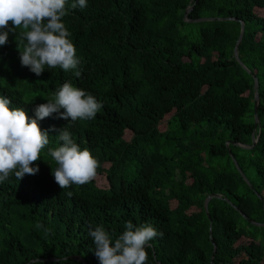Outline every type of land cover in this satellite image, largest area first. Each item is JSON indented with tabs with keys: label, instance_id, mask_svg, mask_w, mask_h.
Masks as SVG:
<instances>
[{
	"label": "trees",
	"instance_id": "16d2710c",
	"mask_svg": "<svg viewBox=\"0 0 264 264\" xmlns=\"http://www.w3.org/2000/svg\"><path fill=\"white\" fill-rule=\"evenodd\" d=\"M72 2L63 23L78 68L36 76L20 63L17 29L0 46V96L35 118L64 82L91 93L103 104L95 119L54 113L38 123L49 148L67 128L100 167L91 182L61 189L45 149L36 175L0 184V264H99L89 230L115 239L128 221L162 233L148 264H264V0ZM189 7L187 19L221 20L188 22ZM240 22L245 68L233 54ZM170 122L188 135H171ZM215 194L208 219L204 201Z\"/></svg>",
	"mask_w": 264,
	"mask_h": 264
},
{
	"label": "clouds",
	"instance_id": "9594fccd",
	"mask_svg": "<svg viewBox=\"0 0 264 264\" xmlns=\"http://www.w3.org/2000/svg\"><path fill=\"white\" fill-rule=\"evenodd\" d=\"M67 5L68 0H0V46H5L9 35L20 29L22 50L18 51L23 67L38 77L46 66L65 72L77 69L81 61L70 39L72 34L63 23L69 15ZM87 6L88 0L71 3V9ZM75 75L79 77L81 72L76 71ZM102 107L95 96L71 82H64L51 100L38 105L35 118H30L23 108L13 107L10 98L0 96V184L13 175L18 180L36 175L39 167L32 165L41 159L45 149L57 165L52 175L61 189L91 182L100 163L90 150H82L67 128L58 136L62 144L49 148L48 131L41 130L38 121L54 113L70 123L89 121L95 119ZM72 195L67 192L68 197ZM42 227L37 224V228ZM124 229L115 239L103 226L89 230L99 264H148L147 249L162 233L149 224L135 226L132 221L126 222Z\"/></svg>",
	"mask_w": 264,
	"mask_h": 264
},
{
	"label": "water",
	"instance_id": "95a60500",
	"mask_svg": "<svg viewBox=\"0 0 264 264\" xmlns=\"http://www.w3.org/2000/svg\"><path fill=\"white\" fill-rule=\"evenodd\" d=\"M191 10V7L187 8L185 10V13H184V19L188 22H203V21H209V20H221V19H210V18H201V19H196V20H191V19H187V14L188 12ZM229 20H231V18H229ZM233 20H236L233 18ZM243 33H244V25L242 22H240V34H239V37L237 39V42L235 44V47H234V50H233V54H234V58L235 60L243 67L240 59H239V55H238V50H237V46L238 44L240 43L241 39H242V36H243ZM245 68V67H243ZM257 88H258V81L256 78H254V122H255V125L257 124V107H258V93H257ZM257 142V137L255 138L253 135H252V145L251 147H254V145L256 144ZM229 143L231 144H235L233 141H228L226 142V147H228ZM233 159V158H232ZM234 161V159H233ZM240 171V170H239ZM241 173V171H240ZM242 175V173H241ZM244 177V176H243ZM212 197H215V198H219L220 196L215 194V195H210L208 196L205 201H204V210H205V213L208 217V219H210V216H209V213H208V202L210 201V199ZM216 252V245L213 244V253H212V256H211V261L214 257V254ZM74 258V257H73ZM81 262H83V260L80 259Z\"/></svg>",
	"mask_w": 264,
	"mask_h": 264
},
{
	"label": "rangeland",
	"instance_id": "374dc122",
	"mask_svg": "<svg viewBox=\"0 0 264 264\" xmlns=\"http://www.w3.org/2000/svg\"><path fill=\"white\" fill-rule=\"evenodd\" d=\"M166 128H167V121H163V122H161L160 124H159V129L161 130V131H165L166 130ZM169 133L171 134V135H176V136H187L188 135V133L189 132H186L184 135H181L180 134V132L177 130V129H175V125H174V123H172V122H170L169 123ZM127 138H129L128 137V134H127V136H126ZM193 147H194V145H192ZM104 181V179H100L99 180V183H101V182H103Z\"/></svg>",
	"mask_w": 264,
	"mask_h": 264
}]
</instances>
